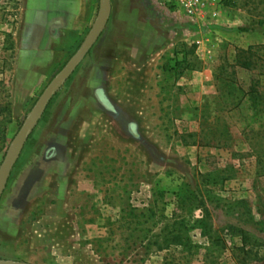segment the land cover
<instances>
[{"label":"rangeland","instance_id":"obj_1","mask_svg":"<svg viewBox=\"0 0 264 264\" xmlns=\"http://www.w3.org/2000/svg\"><path fill=\"white\" fill-rule=\"evenodd\" d=\"M34 2L0 0V168L92 27H47ZM112 5L12 171L0 258L264 264V120L250 125L248 110L253 81L264 110V76L233 65L237 49L264 44V0H226L193 36L156 0Z\"/></svg>","mask_w":264,"mask_h":264},{"label":"water","instance_id":"obj_2","mask_svg":"<svg viewBox=\"0 0 264 264\" xmlns=\"http://www.w3.org/2000/svg\"><path fill=\"white\" fill-rule=\"evenodd\" d=\"M112 0H103L98 17L85 41L69 60L66 66L55 76L26 118L20 132L7 150L5 160L0 168V202L7 188L12 171L22 154L25 145L46 112L50 102L75 73L105 31L112 15ZM0 264H35L28 261L0 258Z\"/></svg>","mask_w":264,"mask_h":264},{"label":"built area","instance_id":"obj_3","mask_svg":"<svg viewBox=\"0 0 264 264\" xmlns=\"http://www.w3.org/2000/svg\"><path fill=\"white\" fill-rule=\"evenodd\" d=\"M159 9L177 18L184 35L193 36L204 33L207 27L221 16L226 0H156ZM196 41V44H200Z\"/></svg>","mask_w":264,"mask_h":264},{"label":"crops","instance_id":"obj_4","mask_svg":"<svg viewBox=\"0 0 264 264\" xmlns=\"http://www.w3.org/2000/svg\"><path fill=\"white\" fill-rule=\"evenodd\" d=\"M103 0H39L38 4L45 10L48 18L45 26L60 22L73 34H83L95 23ZM34 0H30L33 6ZM92 28V27H91ZM28 262H34L26 259Z\"/></svg>","mask_w":264,"mask_h":264},{"label":"trees","instance_id":"obj_5","mask_svg":"<svg viewBox=\"0 0 264 264\" xmlns=\"http://www.w3.org/2000/svg\"><path fill=\"white\" fill-rule=\"evenodd\" d=\"M264 25V21L260 22ZM196 46L193 47L192 53L195 52ZM233 65L248 70L257 76H264V44L250 45L246 49H237L233 55ZM262 96L260 95L255 82L248 89V110L254 113L250 117V125L264 120V110L261 109ZM264 128V123L261 124ZM0 138L3 141L7 139L6 128L0 127Z\"/></svg>","mask_w":264,"mask_h":264}]
</instances>
